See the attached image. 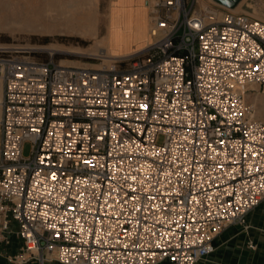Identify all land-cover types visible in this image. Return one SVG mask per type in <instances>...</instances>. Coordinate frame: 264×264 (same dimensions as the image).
<instances>
[{"label": "built area", "instance_id": "built-area-1", "mask_svg": "<svg viewBox=\"0 0 264 264\" xmlns=\"http://www.w3.org/2000/svg\"><path fill=\"white\" fill-rule=\"evenodd\" d=\"M199 3H149L152 42L98 68L0 49L10 261L196 264L248 226L264 201V120L246 99L264 91V20Z\"/></svg>", "mask_w": 264, "mask_h": 264}, {"label": "bare ground", "instance_id": "bare-ground-1", "mask_svg": "<svg viewBox=\"0 0 264 264\" xmlns=\"http://www.w3.org/2000/svg\"><path fill=\"white\" fill-rule=\"evenodd\" d=\"M246 1L242 0L234 10L246 11L244 9ZM210 2L213 3L214 0H201L203 6H207ZM99 5L100 0H0V27L15 28L30 33L78 32L97 34L100 20ZM146 6L149 7V3ZM113 9L109 15V33L105 38L103 37V42L106 45L100 53L108 58L124 55L117 50L121 47H129L134 40L142 38L144 33L132 28L131 21H133L134 15L140 11L139 9L130 10L127 5ZM258 13L254 14L258 18L264 19L261 13ZM151 42L152 38L148 36L145 45ZM48 49L52 50L51 54L59 50L55 46ZM131 52H126V54ZM61 64L68 65V62L62 60Z\"/></svg>", "mask_w": 264, "mask_h": 264}, {"label": "rangeland", "instance_id": "rangeland-1", "mask_svg": "<svg viewBox=\"0 0 264 264\" xmlns=\"http://www.w3.org/2000/svg\"><path fill=\"white\" fill-rule=\"evenodd\" d=\"M153 1L154 0H100V20L97 34L78 32L30 33L15 28L0 27V49L30 52L32 55H37L44 60L53 56L58 63H61L62 60H66L68 66L98 68L102 64V59H104L101 57L100 53H102L101 51L104 50V46L106 45L103 40L109 33V15L111 9L114 10V7L127 5L130 10H135L140 8H135L138 2L143 5L146 2V6L147 2L152 4ZM199 5L202 6L201 0ZM244 9L255 17L257 16L254 13L257 12L261 13L264 17V0H247ZM52 46L59 49L54 52V54H51L52 50L48 49L53 48ZM44 48H47L48 51ZM251 87L259 90L257 85ZM254 92L255 91H252V89L249 90L246 94V99L248 103L256 105L257 117L264 120V108H262L264 107V102L260 100L264 93L255 95L253 94ZM162 140L163 137L160 139V142ZM31 149L32 143L26 142L24 145V155L29 156L31 154Z\"/></svg>", "mask_w": 264, "mask_h": 264}, {"label": "crops", "instance_id": "crops-1", "mask_svg": "<svg viewBox=\"0 0 264 264\" xmlns=\"http://www.w3.org/2000/svg\"><path fill=\"white\" fill-rule=\"evenodd\" d=\"M145 3L143 5L138 2V5H135V8L140 7V11L134 15L133 21H131L132 28L142 31V33L144 32V37L134 40L129 47L118 49L117 52L120 54H126V52L130 51L133 53L145 46L150 26V9L145 6ZM251 89L255 91L253 93L255 95L264 93L260 88L259 90L257 88ZM260 100L264 102V95L261 96ZM22 245V240L16 236L12 238V242L9 245L0 242V264H18L10 261L8 255L19 252ZM215 245V252L196 264H264V201L249 214L247 227L237 224L229 226L217 237ZM26 264L41 263L38 260H32ZM45 264L63 263L49 260ZM160 264L167 263L163 262Z\"/></svg>", "mask_w": 264, "mask_h": 264}, {"label": "water", "instance_id": "water-1", "mask_svg": "<svg viewBox=\"0 0 264 264\" xmlns=\"http://www.w3.org/2000/svg\"><path fill=\"white\" fill-rule=\"evenodd\" d=\"M216 2L221 3L222 5L234 9L242 0H215Z\"/></svg>", "mask_w": 264, "mask_h": 264}]
</instances>
